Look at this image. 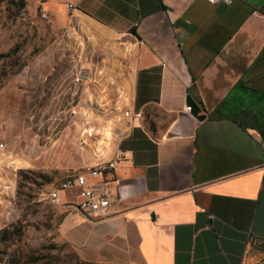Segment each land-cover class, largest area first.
I'll list each match as a JSON object with an SVG mask.
<instances>
[{
    "label": "crops",
    "instance_id": "crops-1",
    "mask_svg": "<svg viewBox=\"0 0 264 264\" xmlns=\"http://www.w3.org/2000/svg\"><path fill=\"white\" fill-rule=\"evenodd\" d=\"M49 3L73 5L80 44L114 51L118 91H96L108 107L143 116L123 117L100 155L125 154L106 176L107 213L84 215L60 193L65 240L88 262L264 264V0ZM15 151L0 154V173L7 157L23 160Z\"/></svg>",
    "mask_w": 264,
    "mask_h": 264
},
{
    "label": "rangeland",
    "instance_id": "rangeland-1",
    "mask_svg": "<svg viewBox=\"0 0 264 264\" xmlns=\"http://www.w3.org/2000/svg\"><path fill=\"white\" fill-rule=\"evenodd\" d=\"M49 1L0 0V154L15 147L23 156L4 159L0 173V229L20 233L0 264L18 254L23 264H108L85 261L59 229L66 213L38 196L69 169L98 162L122 134L126 110L96 92L118 91L114 51L80 44L68 7Z\"/></svg>",
    "mask_w": 264,
    "mask_h": 264
},
{
    "label": "built area",
    "instance_id": "built-area-1",
    "mask_svg": "<svg viewBox=\"0 0 264 264\" xmlns=\"http://www.w3.org/2000/svg\"><path fill=\"white\" fill-rule=\"evenodd\" d=\"M205 1L211 4L220 1L231 4L234 0ZM67 7L72 8L73 5L68 4ZM186 109L191 111L192 106L187 105ZM124 117L131 123H136L140 122L143 116L139 111L127 109L124 111ZM5 145V142H1L0 148H4ZM124 158V151L116 150L113 156L107 160H99L91 165L69 169L58 185L47 190L41 189L38 196L41 200L56 205L62 191H71V197L65 204L67 207L78 210L87 216L107 213L112 204V190L106 176L112 172Z\"/></svg>",
    "mask_w": 264,
    "mask_h": 264
},
{
    "label": "trees",
    "instance_id": "trees-1",
    "mask_svg": "<svg viewBox=\"0 0 264 264\" xmlns=\"http://www.w3.org/2000/svg\"><path fill=\"white\" fill-rule=\"evenodd\" d=\"M20 233L14 224L0 229V255L20 242ZM8 264H23V254L11 256Z\"/></svg>",
    "mask_w": 264,
    "mask_h": 264
},
{
    "label": "water",
    "instance_id": "water-1",
    "mask_svg": "<svg viewBox=\"0 0 264 264\" xmlns=\"http://www.w3.org/2000/svg\"><path fill=\"white\" fill-rule=\"evenodd\" d=\"M187 103L192 106L191 112L196 118L200 120H204L207 117L206 114L201 113L202 112L201 106L191 96L187 97Z\"/></svg>",
    "mask_w": 264,
    "mask_h": 264
}]
</instances>
